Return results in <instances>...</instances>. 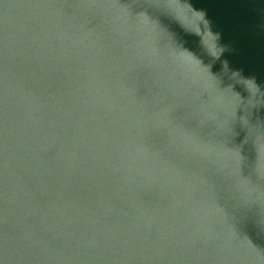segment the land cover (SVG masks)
Returning <instances> with one entry per match:
<instances>
[{"label": "water", "instance_id": "1", "mask_svg": "<svg viewBox=\"0 0 264 264\" xmlns=\"http://www.w3.org/2000/svg\"><path fill=\"white\" fill-rule=\"evenodd\" d=\"M0 264H264V0H0Z\"/></svg>", "mask_w": 264, "mask_h": 264}, {"label": "clouds", "instance_id": "2", "mask_svg": "<svg viewBox=\"0 0 264 264\" xmlns=\"http://www.w3.org/2000/svg\"><path fill=\"white\" fill-rule=\"evenodd\" d=\"M178 2L180 4H184L185 3V0H178ZM192 12H198L200 14V22H199V26L200 28L203 30L204 28H207V31L212 33L215 38H216V42L218 44V41L220 39V34L219 33H214L211 28H210V21L206 18V13L204 10H196L194 8L191 9ZM191 14V12L189 13ZM159 22L161 25H163L164 27L168 28L169 31H173L171 30V26L175 23L177 24L180 29L183 31L184 35H189V36H195L198 38V41H199V45H200V48H201V51L200 52H197L196 50L194 49H189L187 48V51L189 53H191V60L192 61H197L199 58L203 57L204 56V53L207 52V49H206V46L203 42V36L201 34V32H197L193 29H190L188 27H186L182 21H180L177 17H170V16H163V19H159ZM174 39L176 41V44L181 46V48H184V43L185 41L182 39V37L177 34V33H174ZM221 47V46H220ZM226 50H232L229 48V46H222L221 47V53L219 56H212L214 58H219L221 56V54L226 51ZM224 66L225 68H227V61H224ZM234 74V73H233Z\"/></svg>", "mask_w": 264, "mask_h": 264}]
</instances>
